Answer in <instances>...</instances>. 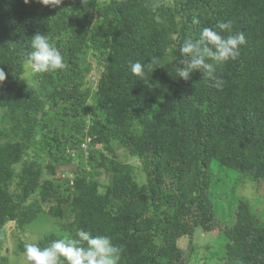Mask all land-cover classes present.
Segmentation results:
<instances>
[{
	"label": "trees",
	"instance_id": "16d2710c",
	"mask_svg": "<svg viewBox=\"0 0 264 264\" xmlns=\"http://www.w3.org/2000/svg\"><path fill=\"white\" fill-rule=\"evenodd\" d=\"M58 3L0 0V264H13L6 225L23 232L38 221L51 225L41 248L82 228L123 246L119 264H194L210 245L194 240L211 235L221 236L222 255L203 264H264V224L248 201H229L228 222L227 189L213 197L232 174L235 184L264 181V0ZM224 21L246 44L216 66L223 87L198 70L177 77L183 42ZM37 33L65 69L33 73ZM135 62L143 77L131 72ZM117 147L137 158L144 181ZM69 164L71 173L59 171Z\"/></svg>",
	"mask_w": 264,
	"mask_h": 264
},
{
	"label": "clouds",
	"instance_id": "9594fccd",
	"mask_svg": "<svg viewBox=\"0 0 264 264\" xmlns=\"http://www.w3.org/2000/svg\"><path fill=\"white\" fill-rule=\"evenodd\" d=\"M155 19L159 22L160 17L157 15ZM244 44V33L233 32L231 21L217 22L215 28L206 27L198 39H186L180 46L179 50L185 59L175 66L177 77L187 80L193 71L198 70L204 78L214 81L217 89H221L224 81L214 75L216 66L236 60ZM30 47L27 63L33 73L66 68L65 57L47 35L37 33L32 36ZM157 62L156 58L151 61ZM144 70L145 65L140 62L131 64V72L136 76L143 77ZM5 79L6 73L0 68V86ZM122 251L123 246L114 244L110 236H94L82 228L76 230L74 238L61 237L47 247L41 248L38 243H26L24 246L28 264H119Z\"/></svg>",
	"mask_w": 264,
	"mask_h": 264
},
{
	"label": "rangeland",
	"instance_id": "374dc122",
	"mask_svg": "<svg viewBox=\"0 0 264 264\" xmlns=\"http://www.w3.org/2000/svg\"><path fill=\"white\" fill-rule=\"evenodd\" d=\"M117 155L118 158L127 163H132L136 166V175L139 178V181L142 182L145 179V176L143 172L141 171V166H138V160L137 158H133L128 155V152L125 151L122 148L117 147ZM74 168V165L72 164L61 166L59 168V171H65L68 173H71L72 169ZM218 175V174H217ZM220 176V177H219ZM228 176V175H227ZM217 177L221 178V175H218ZM237 178V174H232L231 177L224 178V180L221 182H217L216 187L213 189V197L216 198V200L220 199L219 197H224V190L227 189V200H226V206L228 208V212L224 213L221 211V215L224 217L225 220L228 222H231V204L230 202H236L238 200H245L248 201L251 211L255 214V216L259 219V222L264 224V181L262 182H256L254 180L249 179H242L238 180V183L235 184V179ZM103 183H107L108 179L103 176L102 177ZM102 189V188H101ZM230 201V202H229ZM47 221H51L47 219ZM40 223V221H38ZM36 224L35 226L31 225L27 227L25 231H21L18 228H15L13 224H7L5 228V251L7 252L8 259L13 264H28L25 256L24 251L18 255L14 253L15 247H17V241H24L25 243H36L37 240L41 237V235L51 228L50 224ZM197 232L195 236H200ZM201 237L198 239H195V243H199V245L206 244L209 242V247H202L200 250L197 251V255L195 258L192 259L194 261V264H203V258L209 254L213 257L215 256H221L223 251V244L221 242L222 238L219 235H211L205 240L201 241ZM189 239L186 237H182L180 239V246L182 249H185L188 245ZM211 242V243H210ZM212 247V250L210 249ZM8 248V250H6ZM213 252V253H209Z\"/></svg>",
	"mask_w": 264,
	"mask_h": 264
}]
</instances>
